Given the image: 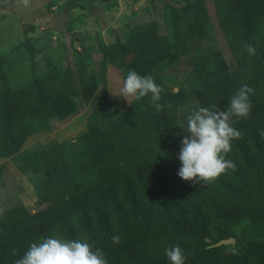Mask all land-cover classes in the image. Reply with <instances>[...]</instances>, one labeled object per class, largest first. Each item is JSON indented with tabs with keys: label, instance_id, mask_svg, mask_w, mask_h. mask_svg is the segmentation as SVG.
Returning <instances> with one entry per match:
<instances>
[{
	"label": "rangeland",
	"instance_id": "1",
	"mask_svg": "<svg viewBox=\"0 0 264 264\" xmlns=\"http://www.w3.org/2000/svg\"><path fill=\"white\" fill-rule=\"evenodd\" d=\"M215 1L29 0L24 5L21 0H0V138L1 130L11 126L4 113L6 105H12L8 106L11 109L7 113L14 115L18 127L32 128L36 126L33 123L40 120L32 114L23 115L27 114L29 103V108L36 105L45 116L43 130L26 134L15 152L0 154V208L5 211L18 208L31 214L53 207V202L40 199L44 174L36 169L33 156L43 153L48 159L51 144L85 133L88 121L104 102L115 104L118 110H127L134 99L130 98V104L119 95L120 69L104 53L116 45L128 47L130 40L146 37L149 33L173 36L175 17L187 6L200 4L207 20L201 31L192 34L184 43L177 59L157 72L159 86L171 93L188 88L185 79L195 65L193 52H219L227 72L249 78L247 85L262 96L256 108L264 110V69L255 63H240L231 53ZM217 1L222 7L226 0ZM251 1L264 5V0ZM65 5L69 20L59 30L48 28V18L59 13ZM221 11L226 10L222 7ZM234 13L238 15L240 11ZM186 21L189 23L188 17ZM120 58L126 63L132 56L127 53ZM39 93L47 100L37 106ZM24 96L28 100L22 105L15 101ZM228 103H221L224 110ZM197 106V99L187 98L175 108L176 116L183 121L177 126L176 136L180 143L187 135L180 126L186 123L188 111ZM56 110H65L66 114H52ZM245 119L250 121L244 129L253 128L252 112L243 121ZM259 126L255 124L254 129L260 133ZM239 139L232 141V149L226 156L236 164L235 171L229 169L211 183L188 184L189 181L177 175L180 161H175L169 179L158 188L156 195L150 196L151 184L145 183L133 202L124 196L126 206L151 212L157 238H165L164 241L160 239L162 248L155 244L157 238L145 235L143 220L131 213H114L111 238L118 235V244L113 243L105 230H88L82 237H87L93 245L102 243L107 248L103 253L108 264L118 260V251L124 256L128 254L124 260L127 264L137 261L151 264L157 261L156 255L170 264L164 248L179 244L187 255L192 239L213 242L211 245L216 248L188 264H264V144L251 146L247 153L251 162L248 164L244 158L246 151L236 147ZM262 141L264 143V139ZM89 185L83 179L78 189ZM253 219L258 221L250 227ZM3 220L4 214L0 216V228ZM242 230L246 232L244 236ZM119 262L123 263L122 259ZM3 264L9 263L3 261Z\"/></svg>",
	"mask_w": 264,
	"mask_h": 264
},
{
	"label": "trees",
	"instance_id": "2",
	"mask_svg": "<svg viewBox=\"0 0 264 264\" xmlns=\"http://www.w3.org/2000/svg\"><path fill=\"white\" fill-rule=\"evenodd\" d=\"M218 3L216 0L220 26L231 53L240 63H255L264 69V5H256L251 0H226L222 5L226 11L222 12ZM195 7L187 6L175 17L173 36L169 34L162 37L149 33L146 37L130 40L128 47L116 45L110 52L106 51L104 56L120 69L122 79L129 70H135L140 75H151L159 85L157 72L177 59L183 52L184 43L192 34L200 32L207 20L203 7L200 4ZM236 10L240 11L238 15L234 13ZM24 43L28 44V41L24 40ZM248 44L255 47V55H249L246 51L245 45ZM29 53L32 55L33 52L29 50ZM127 53L132 58L125 63L120 56ZM193 62V70L185 79L188 88H180L176 93L162 91L160 103L164 107L161 111L157 112L151 105L150 94L141 100H134L125 111L116 109L115 104L104 102L88 121L85 133L51 144L48 147V159L43 153L31 157L36 169L44 174L40 199L51 201L54 205L31 214L18 208L4 211L0 228V264L3 261L13 264L30 243L39 237L82 239L88 230H105L111 238L114 229L112 220L117 212L139 216L145 225V235L154 239L158 237L151 212L136 206H126L124 196L133 202L145 183H150L148 191L153 197L169 179L174 162L179 161L177 154L181 147L176 135L177 126L183 121L176 116L175 108L182 105L185 99L195 98L199 107L215 104L224 110L221 103H228L229 97L249 80L237 72H227L219 52L200 53L195 50ZM250 96L251 112L255 119L253 128L244 129L250 120L232 117L235 121L233 127L241 134L246 133L237 141L236 147L239 151H246L244 158L248 164L251 163L247 154L251 146L264 144L259 131L254 129V125L258 124L264 131V110L256 108L262 96L260 93ZM27 100V96H24L15 101L22 105ZM46 100L44 94L39 93L37 106L43 105ZM168 104H171L170 108ZM29 105L26 106L29 109L27 114L23 115H34L40 119L36 124L33 123L36 126L32 128L16 126L14 115L7 113L12 105L5 106L4 113L11 126L1 130V155L15 152L26 134L44 129L45 116H42L36 105L30 108ZM52 114L64 116L66 111L56 110ZM254 167L258 168V165ZM83 179L90 185L79 191L78 186ZM188 184L196 186L198 183L189 181ZM257 221L251 220L250 227ZM242 233L244 236L245 230ZM160 239L164 241L165 238L155 239L158 248H162ZM191 243L185 264L204 257L216 248L211 245L213 242L192 239ZM93 247L102 251L107 249L102 243L94 244ZM14 249L18 250L15 255ZM118 254V260L113 264H127L124 260L128 254L124 256L120 251ZM155 258L157 261L151 264H167L162 256L156 255ZM121 259L123 263L119 262ZM136 264L140 263L137 261Z\"/></svg>",
	"mask_w": 264,
	"mask_h": 264
},
{
	"label": "clouds",
	"instance_id": "3",
	"mask_svg": "<svg viewBox=\"0 0 264 264\" xmlns=\"http://www.w3.org/2000/svg\"><path fill=\"white\" fill-rule=\"evenodd\" d=\"M27 5L29 0H21ZM249 55H255L256 49L251 44L245 45ZM163 88L156 84L151 75H140L129 70L122 79L120 94L128 103L131 99L141 100L150 94V103L157 112L164 105L160 103ZM254 89L242 84L229 97L226 110L213 104L208 107H192L185 116L186 123L180 126L186 133L181 139L178 152L180 167L177 175L193 183H211L229 169L235 171L236 164L226 159L232 149V141L241 137L233 124L232 117L247 118L251 112L249 95ZM131 98V99H130ZM167 107H171L168 104ZM264 139V131L259 133ZM0 208V216L4 214ZM113 243H120L118 235L112 236ZM18 250H13V255ZM164 254L170 264H185L186 255L179 244L164 248ZM13 264H108L100 248H94L87 237L65 239L58 236L39 237L31 242L23 254Z\"/></svg>",
	"mask_w": 264,
	"mask_h": 264
},
{
	"label": "water",
	"instance_id": "4",
	"mask_svg": "<svg viewBox=\"0 0 264 264\" xmlns=\"http://www.w3.org/2000/svg\"><path fill=\"white\" fill-rule=\"evenodd\" d=\"M69 20V13L67 5L63 6L59 13L50 16L46 22L48 28L59 30L65 22ZM231 240V239H230ZM225 242H228L226 240Z\"/></svg>",
	"mask_w": 264,
	"mask_h": 264
}]
</instances>
